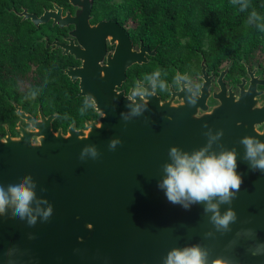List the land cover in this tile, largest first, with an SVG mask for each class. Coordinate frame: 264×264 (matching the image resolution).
Segmentation results:
<instances>
[{
  "label": "water",
  "instance_id": "95a60500",
  "mask_svg": "<svg viewBox=\"0 0 264 264\" xmlns=\"http://www.w3.org/2000/svg\"><path fill=\"white\" fill-rule=\"evenodd\" d=\"M67 4L73 9L71 16L66 12L61 17V8L55 4L38 17L24 9L15 14L34 27L49 20L52 26L71 25L69 34L78 41L116 38L122 42L105 65L82 58L81 68L73 73L79 76L80 96L86 103L93 86L92 107L97 118L85 122L83 129L69 125L65 135L53 132V115L44 117L38 109V118L33 119L14 104L17 135L10 137L6 129L0 137V184L6 189L31 175L37 199L51 204L53 214L47 222L38 217L36 224L29 226L26 219L6 209L0 216V264H164L172 249L196 244L209 250L210 259L264 264V256L253 257L248 251L264 243V173L249 169L245 148L239 142L244 136L264 142V129H259L264 122V103L257 108L254 96L259 93L254 84L248 81L243 91L241 81L235 99L231 93L225 96L223 85L217 82L219 91L212 94L217 105L209 111V77L203 66L198 95L188 88L176 92L169 88L168 98L161 101L151 93L150 80L147 85H136L143 89L141 94L129 90L123 96L114 87L119 86L127 67L145 62L142 53L146 47L132 52L127 34L113 21L90 27L87 20L92 0H67ZM246 72L251 78L248 67ZM66 74L73 82L71 73ZM191 100L196 104H190ZM137 104L142 112L131 116ZM122 114L129 119L125 121ZM218 131L223 135L211 143L208 154L219 156L235 150L236 171L243 179L231 204L219 207L221 215L231 208L237 216L227 232L216 231L204 203L185 210L169 203L157 187L165 175L163 166L171 163V147L191 155L207 146L210 136ZM116 138L122 143L109 151V141ZM91 145L100 157L81 162V150Z\"/></svg>",
  "mask_w": 264,
  "mask_h": 264
},
{
  "label": "trees",
  "instance_id": "16d2710c",
  "mask_svg": "<svg viewBox=\"0 0 264 264\" xmlns=\"http://www.w3.org/2000/svg\"><path fill=\"white\" fill-rule=\"evenodd\" d=\"M51 2L60 5V0H0L1 45L5 46V41H33L37 31L15 11L25 9L39 14L49 8ZM94 8L100 18L111 16L119 22L127 21L131 36L155 48L162 65L169 64L168 60L162 61L165 55L181 52L189 55L200 52L215 63L223 60L227 63L229 59L236 63L238 56H243L247 63H251L250 60L264 62V0H93ZM6 54L0 53L1 124H8L11 129L15 119L5 97H11L23 111L35 115V109L27 107L28 97L37 96L42 101L44 91L56 96L51 97L55 103L49 111L58 115L63 128L72 119L80 122L82 116H86L88 111L81 109L80 104L61 99L60 93L48 88L40 76L34 85L29 83L28 88L24 80L28 82L29 78L23 73L20 53L18 57L14 53ZM194 63L193 60L188 62ZM41 107V112L46 114Z\"/></svg>",
  "mask_w": 264,
  "mask_h": 264
},
{
  "label": "flooded vegetation",
  "instance_id": "af4514ba",
  "mask_svg": "<svg viewBox=\"0 0 264 264\" xmlns=\"http://www.w3.org/2000/svg\"><path fill=\"white\" fill-rule=\"evenodd\" d=\"M53 4L55 3L51 2L50 7L42 9L39 14L30 12L26 13L38 17L43 11H50ZM56 6L61 8V17H63L66 12L70 16L73 14V9L67 4V0H65V2H61L60 0V5ZM21 10L22 9L15 12L18 13ZM94 10L95 8L93 9L92 0L88 14L89 18L87 20L90 27L101 22L113 21L119 29L127 34L131 45L130 50L132 52L138 53L140 52L139 49H141V47H146V50H143L142 53L145 62L127 67L124 71V78L119 82V86L114 87L115 92H122L123 96H126L129 90L141 94L143 89L136 88V85L138 83L141 85H147L148 82L152 80L151 93L159 97V100L161 101L168 98L169 88H171L173 92L178 91L180 87H182V89L188 88L193 95H198L199 87L202 82L201 67L203 66L204 75L209 77L208 85L206 86L208 92L206 99L208 111L217 105V102L212 99V94L219 91L217 82L223 85L225 96H228V94L231 93L236 99L239 95V85L241 81H244L243 91L246 90L248 81H250L254 84L253 89H255V92L259 93L254 96V99H256L258 103L257 108H262L264 103V62H252L250 60L251 63H247L243 56H238V58H236V63H234L233 59H229L230 61L225 63L226 60H223L222 58L220 59L223 61L215 63L209 61L200 52H195L194 55L181 52V54L171 53L170 55H165L167 57L162 59V61L164 62L168 60L169 64L164 62V65H162L160 53H158L155 48H149L148 45L144 44L142 39L131 36L130 26L127 21L119 22L118 19L111 16L100 18V15ZM24 20L26 22L28 21V19ZM30 25L37 31V37H35L33 41H5V46L1 45L3 41H0V53H3L4 55H7V52L10 55L14 53L17 57L18 53H20L21 62L24 64L23 73L29 78L28 82L27 80H24L25 83H27L26 86L28 88H30L29 83L34 85L36 79L40 76L42 77V82H46L48 88L60 93L61 99H67L74 104H80L81 109H85V112L88 111V113L86 116H82L80 122L72 119L67 126L63 128L61 126V121L57 120L58 115L54 112L50 113L49 111L55 103L51 98L56 97L54 94H49L44 91L42 101H40L37 96H32L30 99L28 97L29 105H27V107L34 108L36 111L35 115L23 111L21 106L14 103L11 97H5L6 103L13 108L14 114L15 104L20 108V111L29 115L33 119L38 118V109L44 117L53 115L54 117L50 123V128L53 132L59 130L62 135H65L69 125H73L75 130L83 129L85 122L96 120L97 114L93 111V102L89 101L86 103L85 97L80 96L81 90L78 86L79 76L76 74L73 75V73H76V69L81 68L82 58L85 60H88V58L89 60L92 59L97 62L98 66L105 65L107 59L113 57L116 45L122 41H116V38H114V40H112V38H104L102 41H78L76 38H71L69 34L73 29L71 25L62 27L56 25L52 26L50 20L37 27H34L32 24ZM190 60H193L195 63L188 64ZM246 67H248V73H252L251 78L246 72ZM66 71L73 76V82L70 80V76L66 74ZM6 74H10V72H7ZM44 77L46 79H44ZM92 84L93 76L90 88ZM91 92L93 96V86ZM41 105L44 107V110H46V114L41 112ZM80 112L81 111L79 110L78 114ZM16 119L17 116L15 115L14 124ZM56 123L59 126H55ZM6 129L10 137H15L17 135L14 132V125L10 129L8 124L0 123V130L3 131V136L5 135ZM259 129H264V122H262ZM2 135H0V137H3Z\"/></svg>",
  "mask_w": 264,
  "mask_h": 264
},
{
  "label": "clouds",
  "instance_id": "9594fccd",
  "mask_svg": "<svg viewBox=\"0 0 264 264\" xmlns=\"http://www.w3.org/2000/svg\"><path fill=\"white\" fill-rule=\"evenodd\" d=\"M89 100L94 102V97L89 96ZM190 104L195 105L196 100H191ZM143 105L146 107V99ZM141 112L142 107L137 104L131 109V116H139ZM122 117L125 121L129 119L128 115L122 114ZM222 135L223 132L218 131L215 136H210L208 145L191 155L171 147L168 152L171 163L163 166L165 175L157 187L164 192L169 203L180 205L185 210L192 204L204 203V211L211 213L209 222L216 231L227 232L230 230L229 225L235 223L237 216L231 208L221 215L219 207L221 204H231L241 188L243 179L236 171L235 150L223 151L219 156L208 154L211 143ZM239 142L245 148L244 160L248 162L249 169L252 172L259 170L264 173V142L253 136H244ZM121 143L118 138L110 140L109 151H114ZM100 155L96 147L91 145L81 150L78 159L81 162L88 159L97 160ZM35 187L31 175L9 184L6 189L0 184V216L6 213V209H11L13 216L21 220L26 219L29 226H34L38 217L42 222H47L53 214V207L47 201L37 199ZM213 199L217 202L213 203ZM44 204H47V207L42 208L41 205ZM210 235L211 233L206 234ZM248 251L253 257L264 256V243H257ZM164 264H232V262L223 257L210 259L209 250L196 244L182 249H172L167 254Z\"/></svg>",
  "mask_w": 264,
  "mask_h": 264
}]
</instances>
